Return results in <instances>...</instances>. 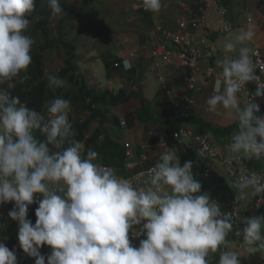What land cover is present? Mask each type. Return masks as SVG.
<instances>
[{
	"label": "clouds",
	"instance_id": "9594fccd",
	"mask_svg": "<svg viewBox=\"0 0 264 264\" xmlns=\"http://www.w3.org/2000/svg\"><path fill=\"white\" fill-rule=\"evenodd\" d=\"M47 3L53 16L63 15L59 0ZM141 3L151 13L162 7L161 0ZM35 7L34 0H0V206L14 202L0 211L3 236L15 238L13 222L18 223L16 239L35 264H212L217 252L218 264H262L231 250L227 237L234 229L233 214L222 213L201 194L192 162L181 167L175 150L168 149L148 170L147 187H134L132 180L100 163L96 151L85 154L84 144L74 139L69 100L57 96L40 112L12 95L9 89L29 79L35 40L27 34L28 16ZM256 29L249 15L235 37L223 42V58L216 61L219 75L205 102L209 114L236 126L227 145L229 164L233 159L264 160V115H257L260 105L245 90L254 82V97L264 96L250 47ZM46 79L52 91L68 86L57 75L46 74ZM160 147L165 148L163 141ZM231 184L237 202L243 203L248 193L264 194V172L242 171ZM34 202L38 206L28 212ZM33 213L34 225L27 219ZM239 223L242 247L250 254L264 253V216L249 218L247 211ZM131 234L144 237L133 244ZM0 264H17L15 251L2 242Z\"/></svg>",
	"mask_w": 264,
	"mask_h": 264
},
{
	"label": "crops",
	"instance_id": "0c3cea01",
	"mask_svg": "<svg viewBox=\"0 0 264 264\" xmlns=\"http://www.w3.org/2000/svg\"><path fill=\"white\" fill-rule=\"evenodd\" d=\"M227 1L228 3L230 1V4L228 5L230 8V21L233 28L237 27L240 29L241 27H244L247 21L241 24L238 18V20L235 21V24L232 22L231 15H234V17L236 16V18L240 17V15L231 12L232 10L234 11L237 9V7L233 8L232 0ZM255 2L259 7L251 14L257 25L256 36L250 45L253 51L256 46L261 47V44L264 46V0H255ZM205 17L209 28H202L201 34L213 37L220 49H222L224 39L229 37L233 31L230 34L224 33L220 25L221 20L214 12H206ZM171 26L172 25H169L168 28ZM109 38L110 36L104 38L106 39L105 42L111 40ZM122 41L124 46L127 47L126 49H123V47H117L115 43H105L100 54H95L96 51L87 54L82 61L84 71L81 72L86 76L89 87L99 85L103 90H109L114 93H117L120 90H125L127 94L140 93L139 95L143 96L145 103L149 104L148 109L143 110V117L140 119L138 111L142 107V100L140 98H132L128 103L110 110L107 123L103 126H99L102 130L101 139L110 138L116 143L124 145L126 149L129 146L127 150L130 152V155L128 157L132 162L127 164L124 168L116 169V175L118 177L129 179L133 175L144 171L157 163L160 156L167 152L168 149L175 150L172 145L168 143L169 136L181 126V124H183L179 115L181 111L184 110V98L189 93L185 88V71L183 69L178 66H171L166 69L164 73L161 74V76L166 79L165 84H163L160 81V75L158 76L154 69L151 68L154 63L151 59L149 46H147L146 43L145 45H140L139 40H137L135 44L132 40H130L129 44L126 43L125 38L122 39ZM134 45L135 47H133ZM139 46L144 53L140 58H138V55L134 52ZM90 58H93V60L89 61ZM100 60L102 61L105 70L104 84L98 77L97 67L95 66L96 64H92ZM213 82L214 81L208 82L201 80L204 90L197 97L193 119L191 121L189 119L185 125H190L199 133L208 136L217 147L224 152H228L227 145L229 144L230 136L221 137L219 139L216 131L218 129L224 131L227 127L234 125V123L225 122L222 117L213 116L206 111L207 106L205 102L212 93ZM106 108L107 107H103L105 111L108 110ZM86 113L88 116V112ZM194 119L202 120L206 124H200ZM98 123H100V121L94 123L95 126L92 128V132L98 127ZM226 138L228 139L226 140ZM162 141L165 148L160 147ZM175 151L176 153L179 152L177 150ZM186 157V159L183 158L179 163L180 166L182 167L184 163L191 161L193 176H196L199 180L205 183L207 182L208 185L215 183L221 178L228 179L220 170L219 172L214 170L211 178L213 181H204L198 170L200 163L197 157L194 155H186ZM206 166H208V164H206ZM6 204L9 207L14 206V202ZM249 212H251V207H249ZM17 229L18 223L13 230L15 231ZM239 253L243 258H246L247 256L250 260L264 262V253L257 252L250 254L246 250ZM210 254L208 259L210 258Z\"/></svg>",
	"mask_w": 264,
	"mask_h": 264
},
{
	"label": "trees",
	"instance_id": "16d2710c",
	"mask_svg": "<svg viewBox=\"0 0 264 264\" xmlns=\"http://www.w3.org/2000/svg\"><path fill=\"white\" fill-rule=\"evenodd\" d=\"M34 3L36 7L28 16L31 25H29L27 31V34L31 35L35 40L31 52L32 63L27 71L29 79L24 84L16 83L15 87L9 89V91L12 95L18 96L20 101L26 103L29 108L40 112L45 111L47 103L57 97L59 93V97H63L71 103L69 120L73 125V131L75 133L74 139L84 144L85 154L87 150L91 149L99 154V160L102 164L111 166L114 169L126 167L127 164L132 162L127 156L128 148L126 149L124 145L116 143L110 138L101 139L102 130L99 126L107 123L110 110L128 103L132 98H140L142 100V107L138 111L140 119L143 117V110L148 109L149 104L145 103L143 96L139 95L140 93L127 94L125 90H120L117 93L109 90L99 91L95 86H88L86 76L80 74L79 71L80 57L78 55V48L81 43L80 30L83 27L80 25L77 27L78 23L76 22V20L79 21L84 10L76 9L67 1H59L63 15L53 16L48 7L47 0H34ZM85 3L89 7L90 5L96 7L99 4H97V0H89ZM200 7L195 3L191 4L190 11L193 16L200 14ZM138 14L139 20L142 19L147 24V33H143L140 31V28H136L138 29L136 34L139 36V44L145 45L147 43V35L154 30L155 25L150 12L140 10ZM53 18L57 20L54 28L51 27ZM103 28L105 29V27ZM94 30L97 31V29ZM48 56H59L61 58L59 61V70L53 75L67 80V87L57 89L56 91L48 88L46 79L48 66L45 63ZM103 107H107L106 109L108 110L105 111ZM86 112H88V116ZM193 117L194 114L190 118V121ZM194 120L200 124H206L202 120ZM97 121H100L98 123L99 126L93 132H90L92 125ZM235 128L236 126L234 124L227 127L224 131L218 129L216 131L217 137L219 139L225 136L229 137ZM37 136L39 137V133H37ZM180 154L182 160L183 158H187L186 155H189L185 152H181ZM193 178L201 183V194H207L212 201L216 199L219 193L228 196L231 195L230 179L221 178L219 182L208 185L207 182L205 183L199 180L196 176H193ZM27 219L31 220L34 225L37 218L35 213H33L28 215ZM13 224L15 225L17 223L13 222ZM14 225L11 224L10 227L13 228ZM5 237H9V235ZM11 244L7 246L9 249L13 248ZM139 245L140 242L134 247H139ZM233 249L240 252L235 246L231 248V250ZM23 259L25 263V258ZM218 259L219 252L214 253L211 261L216 262L212 264H218ZM31 264H35V259Z\"/></svg>",
	"mask_w": 264,
	"mask_h": 264
},
{
	"label": "built area",
	"instance_id": "2783aa9c",
	"mask_svg": "<svg viewBox=\"0 0 264 264\" xmlns=\"http://www.w3.org/2000/svg\"><path fill=\"white\" fill-rule=\"evenodd\" d=\"M193 1L196 5H202L198 16L191 14L189 17L181 18L170 28L162 26L155 27L154 30L148 33L146 44L149 46L151 59L154 61L155 67L160 71H165L171 66H178L185 71L184 83L189 94L184 98V110L179 115L183 124L171 133L168 142L175 150L179 151L176 153L178 162L180 163L182 161L181 152L194 155L199 160L200 164L198 169L203 180L210 179L214 170L218 172L220 170L232 183L242 171L264 172V160L249 161L233 159L230 164L226 163L228 152H224L217 147L208 136L199 133L190 125H185L194 114L197 97L204 90L201 80L208 82L214 81L219 75V69L216 68V61L223 58L222 49H220L215 39L206 34H201L202 28H209L205 17L206 12L212 11L218 16L221 20L220 25L224 33H230L233 29V25L229 20V10L225 5V0ZM253 52V59L257 63L256 73L264 80L263 50L260 46H256ZM160 81L165 84L163 77H160ZM256 89L257 85L254 82L245 85V90L249 98L254 99V102L260 105V112L257 115H264V96L254 97ZM240 95L244 97L245 93L242 92ZM154 165L129 178V180H132L134 187L145 188L148 186V170ZM141 173L144 175L141 176ZM231 183V195L228 196L219 193L213 201L219 205L222 213L233 214L235 224L233 231L227 237L229 241L228 246H235L240 251H244L245 248L241 244L242 237L236 235V231L243 227V224L239 223V219L246 218L249 207H251L254 213L262 212L264 210V204L258 206L257 201L264 194L252 197L248 193L243 203L237 202L236 197L238 192L232 187ZM34 206H38V203L34 202L29 205L28 212ZM140 227L142 225L137 226V231H139ZM142 237L144 236L134 237L131 234L129 236L130 243L136 244V241ZM51 251L52 249L49 247L46 250L47 255ZM241 264L245 263L241 262Z\"/></svg>",
	"mask_w": 264,
	"mask_h": 264
},
{
	"label": "rangeland",
	"instance_id": "374dc122",
	"mask_svg": "<svg viewBox=\"0 0 264 264\" xmlns=\"http://www.w3.org/2000/svg\"><path fill=\"white\" fill-rule=\"evenodd\" d=\"M61 2L67 1L70 5L75 7L76 9H81L82 15L80 16L79 21L76 20L77 27L80 25L83 28H81V43L79 44L78 48V55L80 57V74L84 75L82 72L84 71V67L82 66V61L84 57L92 53L93 51H96L95 54H100V51L104 48L105 43H115L117 47H120L123 49H126L127 47L124 46L122 39H126V43L129 44L130 40L135 44L137 40H139V36L136 34L137 30L136 28H140V31L143 33H147V24L142 19L139 20V14L138 12L140 10H143L141 0H97V6L93 7L88 4H86V1L89 0H59ZM162 7L161 10L158 13H151L152 19L154 22L155 27L162 26L165 28H168L169 25H174L178 22L179 19L184 17L191 16L192 12L191 4L195 3L193 0H161ZM233 8L237 7L234 11L236 15H240V17L234 15H231L232 22L235 24V21L240 20L241 24L243 22L247 21V17L252 14L256 9H258L259 5L254 1H248V0H232ZM230 4V1L229 3ZM227 4V0L225 2L226 7L228 8L230 12L229 5ZM247 10V11H246ZM234 17V18H233ZM57 20L56 18L52 19L51 27L54 28L56 26ZM31 25V24H30ZM88 27V28H86ZM105 27V29L103 28ZM91 28V29H90ZM94 29H97L94 30ZM238 28L235 27L232 29L233 33L227 37V39H233L237 33ZM107 42H105L106 37H109ZM122 41V43H121ZM114 44V45H115ZM130 46V45H129ZM125 47V48H124ZM135 47V45L133 46ZM261 48L264 52V46L261 44ZM128 50V49H127ZM138 58L140 56H143L144 53L142 52V48L139 46L134 51ZM97 54V55H98ZM61 58L59 56H48L46 58V65L47 73L48 74H55L57 72L59 67V61ZM93 60V58H90L89 61ZM154 63V61H153ZM93 65L97 67L98 77L103 82H105V70L103 67L102 61H96L92 63ZM154 69L155 73L160 77L161 74L164 73V70H159L158 68L152 65L151 67ZM82 71V72H81ZM85 76V75H84ZM159 77V78H160ZM165 79V77H163ZM166 80V79H165ZM97 90L104 91L99 85H95ZM59 96V93H58ZM195 109V108H194ZM95 126L92 125L90 132H92V128ZM219 177V176H217ZM216 178V177H215ZM214 178V179H215ZM213 181L212 179L208 180ZM10 208L9 206L3 205L0 206V211L7 210ZM249 218L256 217V216H264V211L260 213H254L251 209V212H249ZM6 220L5 222H8ZM10 222V221H9ZM2 223L0 222V228ZM4 229L0 230V242L4 243L6 246L11 244L12 246H15L14 248H11L10 250L15 251L16 257H17V264H31L35 258L29 257L26 253L23 252V250L19 246V241L16 239L18 236V229L14 232L15 238H7L4 237ZM7 232V231H6ZM14 239L15 242H12ZM25 258V263L23 262ZM28 262V263H27ZM262 264L264 262L262 261Z\"/></svg>",
	"mask_w": 264,
	"mask_h": 264
}]
</instances>
